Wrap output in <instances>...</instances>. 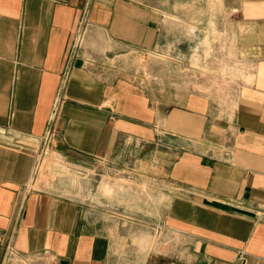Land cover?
Here are the masks:
<instances>
[{
  "label": "crops",
  "instance_id": "1",
  "mask_svg": "<svg viewBox=\"0 0 264 264\" xmlns=\"http://www.w3.org/2000/svg\"><path fill=\"white\" fill-rule=\"evenodd\" d=\"M222 21L249 79L231 103L203 78ZM7 242L26 264H264V0H0V264Z\"/></svg>",
  "mask_w": 264,
  "mask_h": 264
},
{
  "label": "rangeland",
  "instance_id": "2",
  "mask_svg": "<svg viewBox=\"0 0 264 264\" xmlns=\"http://www.w3.org/2000/svg\"><path fill=\"white\" fill-rule=\"evenodd\" d=\"M80 23V22H79ZM88 25V24H87ZM85 23H80L79 24V40L81 42V40L83 39V36L85 35V32L87 31V26ZM227 29V30H226ZM229 27H226L223 23V21L219 24V26L215 27H207L206 29V35L209 36V40L210 42L207 43V49H205V46H204V49L202 48V50L204 51H208V50H215V51H219V54L221 52V54L223 55H226V57L224 59H221V60H224L223 62V65H225V67L223 66L222 67V70L225 68V73H221L220 76L218 75H205L203 78L204 80L206 81H210L208 84L210 86H213L215 87L216 89H218L219 91L216 92V94H224V98L225 96L228 98V102L231 103V98H234V89L236 87V84L238 82H240V80H249L248 77H245L247 76V74H244L243 73V70H245V66L243 64V62H238V60L235 58H231L232 55L231 53H229L231 50L230 49V44L228 43V34L229 31H228ZM228 39V40H227ZM217 40V41H216ZM179 47H180V52L181 53H184L185 51H183V41H180L179 42ZM201 47V46H199ZM198 47V48H199ZM195 48V47H193ZM217 48V50H216ZM222 48L224 50V52L222 53ZM213 56H216V53L213 54ZM209 64L212 66H218L217 65V60L216 58H209ZM142 60H144L142 58ZM165 64H162L161 66L163 67ZM149 70H153V67H152V64H148L147 66ZM163 69H165L167 72L170 71L171 68L165 66L163 67ZM182 71L179 70V74L181 73ZM201 79V77H199ZM245 78V79H244ZM178 81L182 84H184V88H185V73L183 72V74L181 76L178 77ZM183 86H180V88H183ZM181 90V89H180ZM223 110L224 113H230L231 112V109H232V105L229 104V105H226V106H222L220 108V110ZM46 151H43L41 156H40V165L38 167V170H37V174L38 177L40 178V180L42 179H47L48 177H52L54 178L55 175L49 173L48 171V155H44ZM47 158V159H46ZM69 169V168H68ZM73 168H71V171ZM79 171V170H78ZM72 174V173H71ZM57 182H60L61 186L63 187V189L65 190L66 188V185L69 184L67 180H64V179H57L56 180ZM95 187V185L93 186ZM95 188H93V193L96 191V189L94 190ZM79 191V194L82 195V191L81 189H78ZM109 192H112V189L108 190L107 189V192L106 193H109ZM85 194H87L85 192ZM136 232H145L146 233V229L140 227V229H135ZM143 234V233H142ZM148 243V240H141V243L139 242V245H141V247H144L146 246ZM11 261H9L8 263L6 264H26L25 260L23 257H20V258H13V261L10 263Z\"/></svg>",
  "mask_w": 264,
  "mask_h": 264
},
{
  "label": "built area",
  "instance_id": "3",
  "mask_svg": "<svg viewBox=\"0 0 264 264\" xmlns=\"http://www.w3.org/2000/svg\"><path fill=\"white\" fill-rule=\"evenodd\" d=\"M84 11H85V14L83 15V17L81 18V20L79 22L80 23L83 22V23H85L87 25L88 24L87 23V17H86L87 9H85ZM52 118H54V117H52ZM53 131L54 130H52V127H50L48 129V132H47V135H46V141H49V139L53 136ZM214 157L219 159V160H228V159L231 158V153H230L229 150L223 148L221 150V152L218 155L214 156ZM3 252H4V255H3V259H2V264H6L9 261L12 262L13 258H15V257H17V258L23 257L19 252H17L13 248V246L9 242L4 244V251ZM236 264H246L245 257H244V252L242 250L237 255Z\"/></svg>",
  "mask_w": 264,
  "mask_h": 264
}]
</instances>
